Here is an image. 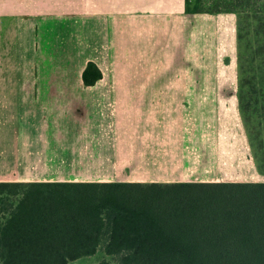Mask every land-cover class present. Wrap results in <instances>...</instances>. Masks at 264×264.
Wrapping results in <instances>:
<instances>
[{
  "label": "crops",
  "instance_id": "crops-1",
  "mask_svg": "<svg viewBox=\"0 0 264 264\" xmlns=\"http://www.w3.org/2000/svg\"><path fill=\"white\" fill-rule=\"evenodd\" d=\"M213 18L215 42L229 34L235 49L234 14H189L185 0H0V60L8 69L10 54H18L11 67L19 70L11 95L19 121L16 129L2 128L0 181H250L203 173L196 118L229 115L243 129L237 92H225L230 81L202 80L195 72L201 61L191 54L200 60L201 20ZM180 57L192 69L189 87L169 77ZM89 62L102 72L93 86L82 79ZM90 108L112 115L113 167L95 160L108 159L105 153L91 156L75 145L73 133L89 130Z\"/></svg>",
  "mask_w": 264,
  "mask_h": 264
},
{
  "label": "trees",
  "instance_id": "trees-1",
  "mask_svg": "<svg viewBox=\"0 0 264 264\" xmlns=\"http://www.w3.org/2000/svg\"><path fill=\"white\" fill-rule=\"evenodd\" d=\"M236 16L237 100L264 178V0H185ZM102 72L89 62L82 79ZM264 264V181H0V264Z\"/></svg>",
  "mask_w": 264,
  "mask_h": 264
},
{
  "label": "rangeland",
  "instance_id": "rangeland-1",
  "mask_svg": "<svg viewBox=\"0 0 264 264\" xmlns=\"http://www.w3.org/2000/svg\"><path fill=\"white\" fill-rule=\"evenodd\" d=\"M204 18V17H203ZM226 19H230L226 17ZM226 25L229 24L227 20L225 22ZM202 44L200 48V60L199 54L197 52L192 53L191 56H195V61H201L200 69L199 67L195 69L196 75L198 74L202 80H208L212 78H222L225 76L227 81H230L226 84L225 92L228 93H236L234 91L237 88V43L235 42V49L229 48V34H227L224 38V41L217 40L215 42V23L214 18L209 20L202 19ZM210 32V33H209ZM224 50H221V48ZM226 49L227 52L226 53ZM216 50L218 51L216 57ZM81 54H75V57H80ZM188 56L189 54L186 53ZM18 54H10V68L2 67V58H1V68H0V152L2 153L1 147V132L4 126V129L10 127L11 129H16L18 126V115H19V102L15 98L11 97V95L16 94L17 90V79L19 70L16 68H12L13 62L16 61ZM44 58V56H43ZM187 58V57H186ZM184 60L180 57L179 62L171 61V65H174V68L170 71V78H175L179 80H183L186 82V86L189 87V83L191 82L192 69L184 67ZM5 61V60H4ZM176 66V67H175ZM199 69V70H198ZM79 67H75L73 69L72 78L75 81L78 77ZM22 76H25L22 74ZM235 81V85L232 82ZM13 83L14 85H12ZM187 87V88H188ZM203 87H205L203 85ZM220 87H222L220 85ZM13 90H15L13 92ZM170 91H175L172 87ZM10 94V97H6L4 100L2 99L5 94ZM13 98V99H12ZM9 103V108H6L4 104ZM70 102H68L69 104ZM76 104V103H75ZM92 106V102L90 104ZM69 109V108H68ZM97 110H89V130L87 131L86 127H84V133H81V128L77 130V132L73 133L77 135V139L75 141V145L80 147L87 146L91 154H103L105 153L108 156V159H95L97 161L103 162L104 167H113L115 165V155L113 154L114 147V130L112 123V115L106 109L105 111H101L100 113L95 112ZM85 113V111H84ZM68 115H73L74 117H78L81 115L75 114L74 111L69 109ZM85 115V114H83ZM197 116H192V119ZM200 120L196 118L195 128L197 133H200L201 137V147L202 150L201 160L203 165V173L214 177L216 179L223 178L228 180H264L261 176L258 175L255 167L254 160L252 159L251 150L249 147V142L247 139V135L243 126V129L237 126L236 121L233 119V116H224L220 114L217 117L214 116H199ZM201 130H200V129ZM127 136L128 132L123 133ZM81 137V138H80ZM103 149V152L100 150ZM11 155H14L11 151ZM4 155H6L4 153ZM212 155H215L212 157ZM7 156V155H6ZM92 156V155H91ZM111 156V157H110ZM110 157V158H109ZM217 160L221 162L218 167L211 168L209 170L207 164H211V160ZM219 159V160H218ZM92 165V164H91ZM92 167V166H91ZM120 173V172H119ZM0 174H4V172H0ZM5 175V174H4ZM119 176V174H118ZM102 259L100 255L83 258L72 262L70 264H98Z\"/></svg>",
  "mask_w": 264,
  "mask_h": 264
}]
</instances>
